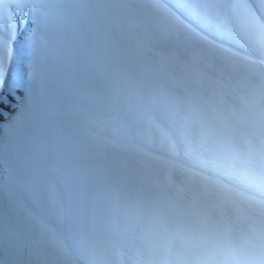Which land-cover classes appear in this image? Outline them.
Segmentation results:
<instances>
[{
	"label": "snow or ice",
	"instance_id": "snow-or-ice-1",
	"mask_svg": "<svg viewBox=\"0 0 264 264\" xmlns=\"http://www.w3.org/2000/svg\"><path fill=\"white\" fill-rule=\"evenodd\" d=\"M53 40L55 106L37 75ZM176 78L211 90L227 149L203 139L185 163L167 131L163 156L139 143ZM31 100L0 148V264H264V0H0V117Z\"/></svg>",
	"mask_w": 264,
	"mask_h": 264
},
{
	"label": "rangeland",
	"instance_id": "rangeland-1",
	"mask_svg": "<svg viewBox=\"0 0 264 264\" xmlns=\"http://www.w3.org/2000/svg\"><path fill=\"white\" fill-rule=\"evenodd\" d=\"M32 28L33 25L29 19L24 27L17 29L20 36L16 42L10 71V80L20 84L22 88L29 84V64L32 62L33 56L25 39ZM67 72L65 52L53 40L50 47L44 51L37 66V75L42 83V93L52 106L57 103L60 86L65 80ZM167 87L175 88L176 91L172 95H163L160 98L157 113L160 128H151L145 136L140 138L139 143L163 156L167 148L163 142L162 130L167 131L171 136L181 140L182 148L179 159L185 163L194 160L199 150L198 146L203 139H206L213 148L220 146L227 149L229 128L227 123H222L216 115L211 90L202 88L191 79L178 78L169 79ZM35 103V100L26 101L25 106L10 116L8 120L0 117V148L6 141H14L21 137L27 127V114ZM178 113L182 115H178ZM233 155L237 159V163L242 162L240 151H234ZM169 233L175 235L174 226L169 225ZM191 240L192 238L188 235L176 236L178 244L188 243Z\"/></svg>",
	"mask_w": 264,
	"mask_h": 264
}]
</instances>
